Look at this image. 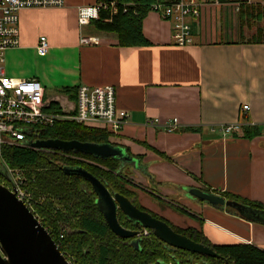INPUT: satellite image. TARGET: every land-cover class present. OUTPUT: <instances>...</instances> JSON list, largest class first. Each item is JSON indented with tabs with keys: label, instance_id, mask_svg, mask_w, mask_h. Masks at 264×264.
I'll return each mask as SVG.
<instances>
[{
	"label": "crops",
	"instance_id": "0c3cea01",
	"mask_svg": "<svg viewBox=\"0 0 264 264\" xmlns=\"http://www.w3.org/2000/svg\"><path fill=\"white\" fill-rule=\"evenodd\" d=\"M98 1L23 10L19 46L6 52L5 74L39 80L57 110L62 108L56 97L76 104V95L64 90L115 87L117 108L129 117L109 144L131 159L121 165L129 169L133 191H155L185 210L192 219L183 226L199 228L213 246L245 244L264 251L263 224L189 195L197 189L264 206V43L250 41L264 30V20L256 19L260 27L253 30L250 15L241 13L249 5L208 3L192 20V43L181 47L174 43L173 24L149 11L142 24L149 45L125 47L94 23L79 26L78 9ZM82 36L99 43L82 45ZM42 37L50 46L44 57L37 51ZM244 106L250 110L243 112ZM234 123L257 128L259 135L225 138L221 126ZM172 221L180 223L178 217Z\"/></svg>",
	"mask_w": 264,
	"mask_h": 264
},
{
	"label": "trees",
	"instance_id": "16d2710c",
	"mask_svg": "<svg viewBox=\"0 0 264 264\" xmlns=\"http://www.w3.org/2000/svg\"><path fill=\"white\" fill-rule=\"evenodd\" d=\"M226 1V0H220ZM264 1V0H263ZM118 13L111 15L110 11H102L100 20L93 22L95 28L102 32L112 33L118 37L119 44L125 47L147 46L149 42L143 35L142 24L145 16L151 11L155 0H116ZM124 6L128 9L124 12ZM248 13L250 21L264 20V7L258 5L242 6L241 13ZM254 18V19H253ZM260 35V36H259ZM262 36V38H260ZM251 42L264 43V30ZM63 93L74 97V90H64ZM52 111H57L52 104ZM43 141L59 140L64 142L77 141L80 143L109 144L111 134L106 130L88 128L75 122H65L55 125L43 134ZM259 135L257 128L245 127L244 136L254 138ZM3 158L12 168L25 170L28 176V188L41 204L35 206V216L48 230L60 251L71 264H153L164 258V244L153 234L143 238L140 249L131 246V240L116 237L106 224L105 218L96 204L97 197L91 185L80 176H67L62 172L63 167H80L98 178L112 194H121L128 198L142 211L136 192L127 186L132 184L122 175L114 174V169L121 166L115 159H99L84 154L78 156L92 163H83L69 158V155L59 153V157L43 155L35 151L19 147H4ZM64 157H60V156ZM108 166L105 169L103 166ZM131 186V185H130ZM228 201H235L254 210L264 212V206L256 202L241 200L235 196L223 194ZM183 210V209H182ZM232 210V209H230ZM235 214L243 219L235 210ZM184 213H187L183 210ZM151 213V212H150ZM152 214V213H151ZM155 218L165 221L172 229L196 243L213 249L228 264H264V251L252 245L236 244L228 246H213L200 231L194 228L179 230L169 222L152 214ZM119 223L122 227L132 230V221L118 212ZM103 241L102 243L100 241ZM100 243H99V242ZM213 261L211 258H207Z\"/></svg>",
	"mask_w": 264,
	"mask_h": 264
},
{
	"label": "built area",
	"instance_id": "2783aa9c",
	"mask_svg": "<svg viewBox=\"0 0 264 264\" xmlns=\"http://www.w3.org/2000/svg\"><path fill=\"white\" fill-rule=\"evenodd\" d=\"M221 5L220 0H167L156 1L151 11L173 24V40L177 46L192 43V20L201 16L205 4ZM264 4L263 0H239L238 4ZM66 0H0V185L14 193L35 215L34 208L41 204L28 188V181L21 169L12 168L3 158L4 147H19L43 151L35 144L43 141L46 130L59 123L75 122L88 128L103 129L115 137L128 123L129 115L117 108V91L110 85L90 87L81 85L77 88L76 104L67 105L59 97L53 101L60 103L61 110L52 111V101L45 99V90L39 80H17L5 74L4 62L6 52L19 46V16L23 10L35 8H61ZM116 0H99L94 5L78 9V24L86 27L100 20L102 11L118 13ZM128 9L124 6V12ZM82 45H97L99 39L82 36ZM50 46L45 37L40 39L37 51L39 56L48 54ZM249 106L243 107L248 112ZM244 128L240 123L222 125L220 130L225 138L243 136ZM53 152L54 150H45ZM60 152V151H59ZM63 155L69 153L60 152ZM75 154V153H74ZM69 158L83 163L90 160L69 155ZM151 231L144 230L138 236L149 237Z\"/></svg>",
	"mask_w": 264,
	"mask_h": 264
},
{
	"label": "water",
	"instance_id": "95a60500",
	"mask_svg": "<svg viewBox=\"0 0 264 264\" xmlns=\"http://www.w3.org/2000/svg\"><path fill=\"white\" fill-rule=\"evenodd\" d=\"M35 147L63 153L74 152L103 160L112 158L122 163L131 161L123 148L112 144L47 140L38 142ZM62 172L71 177L80 176L91 185L97 197L96 204L111 232L119 239L131 240V246L135 249H140L141 238L138 236L144 230H148L172 249L220 259V256L210 247L175 232L165 221L140 210L125 196L112 194L98 178L85 169L63 167ZM189 195L212 206L235 210L246 220L264 225V212L197 189L190 190ZM119 211L141 232L123 228L118 219ZM0 264H71L41 221L22 201L17 199L14 193L2 185H0Z\"/></svg>",
	"mask_w": 264,
	"mask_h": 264
},
{
	"label": "rangeland",
	"instance_id": "374dc122",
	"mask_svg": "<svg viewBox=\"0 0 264 264\" xmlns=\"http://www.w3.org/2000/svg\"><path fill=\"white\" fill-rule=\"evenodd\" d=\"M262 25L264 27V24H262ZM262 25H261V27H262ZM255 27H260V24L257 25L256 22H254V20H251V29L254 30ZM260 38H262V36ZM109 141H111V140H109ZM41 153L43 155H47V156L52 155V156L59 157L58 154L60 152L59 151L48 152V151L43 150V151H41ZM60 157H64V156L61 155ZM103 167L105 169H107L106 167H108V166L104 165ZM123 167H124V164H122L117 169H114V171H113L114 174H116L118 176L122 175V177L126 181H131V183H132L133 179L130 177L129 169L125 170V169H123ZM21 171H23V173H24V175H25V177H26V179L28 181V176L26 174V171L25 170H21ZM130 185L127 186V188L129 190L133 191L135 189V187H134L133 184H130ZM133 192H136V191H133ZM157 195H158V193H156L155 191L151 192V193H146V192H143V191H141V193L140 192L139 193L136 192V197L138 198V202L140 201L142 203V205L145 207V209L149 211V213L151 212L152 214H155L158 217H161L162 219H164L167 222H169L173 227H175V228H177L179 230H187L188 228H190V227L183 226V222L188 221V219H192V217H190L188 214L184 213L182 208H180L179 206L173 205L171 203V201L168 202L166 200H162ZM143 206H141V207H143ZM174 217H178V220L180 222L179 224L176 221L173 222L174 220L172 221V218H174ZM171 222H173V223H171ZM196 230L198 232L201 231L199 228H197ZM100 242H101V245H102V243H104L102 240Z\"/></svg>",
	"mask_w": 264,
	"mask_h": 264
},
{
	"label": "flooded vegetation",
	"instance_id": "af4514ba",
	"mask_svg": "<svg viewBox=\"0 0 264 264\" xmlns=\"http://www.w3.org/2000/svg\"><path fill=\"white\" fill-rule=\"evenodd\" d=\"M125 229H127V228H125ZM127 230H129V229H127ZM132 231H136V232L140 231L141 232V230L139 228H137L136 226L134 229H132ZM151 235L149 237H151ZM149 237H147V238H149ZM163 244H164L163 255L165 256L166 259H169L170 261L167 262L164 258H162V260H159L157 262H163L165 264H228V261L221 256H220V259L211 258L214 260V262H213V261L207 260V258H210V257L175 250V249L168 247L165 243H163ZM157 262H155V263H157ZM155 263H153V264H155Z\"/></svg>",
	"mask_w": 264,
	"mask_h": 264
}]
</instances>
